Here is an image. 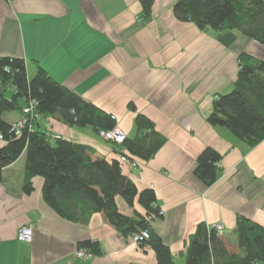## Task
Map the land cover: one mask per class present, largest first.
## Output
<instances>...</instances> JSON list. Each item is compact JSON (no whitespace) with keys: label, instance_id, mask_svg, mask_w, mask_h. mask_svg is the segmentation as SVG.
Wrapping results in <instances>:
<instances>
[{"label":"crops","instance_id":"0c3cea01","mask_svg":"<svg viewBox=\"0 0 264 264\" xmlns=\"http://www.w3.org/2000/svg\"><path fill=\"white\" fill-rule=\"evenodd\" d=\"M175 2L154 0L151 18L144 19L140 0H0V57L25 60L29 77L37 60L67 88L110 112L126 136L136 133L137 112L154 122L166 143L138 167L123 162L122 170L139 189H154L163 215L152 228L174 262L185 264L180 252L199 222L220 224L227 248L236 252L237 216L264 225V139L247 145L206 118L215 94L232 89L238 55L264 60V45L238 30L178 20ZM4 115L9 122L20 116ZM39 122L53 135L90 145L95 155L117 157L116 146L90 125L69 126L53 117ZM205 146L221 154L210 186L193 173ZM24 164L23 153L0 177V264H156L149 245L128 238L100 212L87 224L63 219L44 201L39 176L32 178L31 193L23 191ZM117 203L129 214L142 211L137 203ZM23 225L32 229L30 242L17 239ZM87 239L100 244L99 255H76Z\"/></svg>","mask_w":264,"mask_h":264},{"label":"trees","instance_id":"16d2710c","mask_svg":"<svg viewBox=\"0 0 264 264\" xmlns=\"http://www.w3.org/2000/svg\"><path fill=\"white\" fill-rule=\"evenodd\" d=\"M154 0H140L141 17L150 19ZM176 19L193 22L200 29L218 32L238 30L264 45V0H176L172 5ZM238 76L231 90L216 93L208 123L228 128L236 138L255 146L264 139V60L247 52L237 57ZM37 63L29 77L26 61L19 57H0V177L2 169L24 153L22 190L31 193L35 176L42 178L44 201L63 219L87 224L92 214L100 212L105 221L131 239L148 231L137 244L149 245L156 264H176L169 246L152 228V220L161 217L155 191L138 188L122 170L120 155L147 161L166 143L154 122L141 112L133 121L134 136H125L116 146V158L95 155L85 143L53 135L40 125L41 118L53 117L69 126L90 125L97 132L116 125L113 115L94 102L53 78ZM135 110L134 104H129ZM27 111H24V109ZM6 112H18L26 121L16 134L5 118ZM100 134V133H99ZM221 154L205 146L196 156L193 173L205 185L217 176ZM117 198L127 207L137 203L142 211L120 209ZM188 235L185 264H264V225L244 215L236 218L234 233L238 251L227 248L223 233L213 225L199 222ZM80 247L99 255L100 244L90 239Z\"/></svg>","mask_w":264,"mask_h":264},{"label":"built area","instance_id":"2783aa9c","mask_svg":"<svg viewBox=\"0 0 264 264\" xmlns=\"http://www.w3.org/2000/svg\"><path fill=\"white\" fill-rule=\"evenodd\" d=\"M28 108L24 109V111H27ZM26 119L25 118H18L16 119V121L12 124L13 128L16 131V134L18 133L19 129L22 127V125L25 123ZM98 133H100V136L105 140L111 141L114 144H121V142L125 139V132L122 131L121 128H119L117 125H115L114 127L110 128V129H105V130H100ZM120 160L122 162H129V164L132 167H138L139 166V162L136 159H130L129 157H127L124 154L120 155ZM160 214H163V211H160ZM214 227H216L218 233L222 234L223 233V227L218 224V225H213ZM32 229L30 226L28 225H23L21 226L18 231H17V239L20 242H30L32 239ZM146 238L148 237V231L147 230H142L141 234H134L132 235L131 239L135 242H137L138 239L140 238ZM76 255L80 256V257H88L93 255L92 252L85 248V247H81L77 250Z\"/></svg>","mask_w":264,"mask_h":264},{"label":"rangeland","instance_id":"374dc122","mask_svg":"<svg viewBox=\"0 0 264 264\" xmlns=\"http://www.w3.org/2000/svg\"><path fill=\"white\" fill-rule=\"evenodd\" d=\"M233 237H235V236L233 235Z\"/></svg>","mask_w":264,"mask_h":264}]
</instances>
